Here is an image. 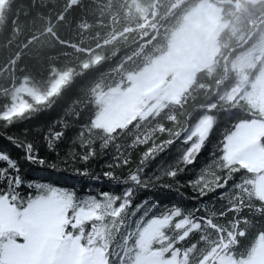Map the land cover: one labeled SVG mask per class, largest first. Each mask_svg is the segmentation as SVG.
<instances>
[{
    "label": "trees",
    "instance_id": "16d2710c",
    "mask_svg": "<svg viewBox=\"0 0 264 264\" xmlns=\"http://www.w3.org/2000/svg\"><path fill=\"white\" fill-rule=\"evenodd\" d=\"M202 3L221 12L216 51L208 65L194 73L185 92L159 109L150 106L145 117L124 127L98 126L107 109L102 99L116 90L126 93L133 77L167 56L181 26ZM263 43L264 0H0V147L6 146L4 137L30 141L48 160L69 168L86 167L95 174L118 162L117 176L139 169L145 180L157 184L169 183L163 173L178 166L191 131L209 133L196 171L211 154L217 133L236 122L262 126L258 149L264 152V116L238 91L240 60ZM46 137L58 138L55 151L47 149ZM82 153L90 154L86 164L78 159ZM248 169L258 174L240 193L243 215L249 205L259 208L264 201L259 191L264 170ZM191 175H182L181 184ZM96 185L109 187L105 180L80 177L65 186L86 193ZM181 192L183 196L175 191L157 195L164 203L179 200L194 207L191 188ZM119 232V227L110 230L106 243L118 241ZM201 239L199 232L189 234L185 245L197 243L185 261L195 264V256L211 243L202 247Z\"/></svg>",
    "mask_w": 264,
    "mask_h": 264
},
{
    "label": "snow or ice",
    "instance_id": "6c2138e0",
    "mask_svg": "<svg viewBox=\"0 0 264 264\" xmlns=\"http://www.w3.org/2000/svg\"><path fill=\"white\" fill-rule=\"evenodd\" d=\"M240 131L236 122L218 132L199 171L198 157L206 150L209 133H187L178 166L171 165L163 173L169 181L164 184L145 180L139 169L117 176L118 162L95 174L86 167L69 168L48 160L30 141L4 137L0 264H192L184 258L197 241L188 245L184 241L193 231L203 238L202 247L211 241L195 256V264H253L264 244V201L258 202L259 208L249 205L248 215H243L246 205L240 193L258 173L249 171L248 153L238 147ZM57 142L58 138H45L49 152L55 151ZM260 147L264 148V137ZM89 158V153L78 157L83 164ZM189 172L192 175L182 185V175ZM75 177L105 180L109 187L96 185L81 193L65 186ZM182 187L195 194L194 207L186 208L179 200L164 203L157 195L175 191L183 196ZM209 196L211 202L203 200ZM117 227L118 241L106 243L109 231Z\"/></svg>",
    "mask_w": 264,
    "mask_h": 264
},
{
    "label": "rangeland",
    "instance_id": "374dc122",
    "mask_svg": "<svg viewBox=\"0 0 264 264\" xmlns=\"http://www.w3.org/2000/svg\"><path fill=\"white\" fill-rule=\"evenodd\" d=\"M220 20V8L209 3H202L193 10L178 31L167 56L133 77V86L126 93L116 90L102 99L107 109L98 120V126L108 129L124 127L148 115L152 111L150 106L159 109L166 101L175 100L185 92L194 73L207 66L216 51ZM238 76L241 96L253 111L264 116V43L253 45L245 53L240 60ZM155 88L160 90L159 102L148 105L143 96ZM240 129L238 147L248 153L247 165L264 170V152L258 149L262 126L242 125ZM259 191L264 198V176L259 181ZM253 264H264V244H261Z\"/></svg>",
    "mask_w": 264,
    "mask_h": 264
},
{
    "label": "water",
    "instance_id": "95a60500",
    "mask_svg": "<svg viewBox=\"0 0 264 264\" xmlns=\"http://www.w3.org/2000/svg\"><path fill=\"white\" fill-rule=\"evenodd\" d=\"M159 97H160V90L158 88H155L144 94L143 99L148 105H151L156 101H158Z\"/></svg>",
    "mask_w": 264,
    "mask_h": 264
}]
</instances>
